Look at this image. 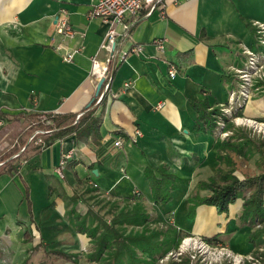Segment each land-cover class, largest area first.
I'll use <instances>...</instances> for the list:
<instances>
[{"label": "crops", "instance_id": "0c3cea01", "mask_svg": "<svg viewBox=\"0 0 264 264\" xmlns=\"http://www.w3.org/2000/svg\"><path fill=\"white\" fill-rule=\"evenodd\" d=\"M98 1L0 0V113L6 114L0 120V148L5 153L19 149L0 163V171L7 161L17 163L16 173H0V233L9 230L15 238L22 229L24 241L29 229L32 236L34 230L46 238L51 221L66 215L68 209L75 207L84 214L90 205L86 191L94 189L92 193L130 204L142 197L155 219L164 221L161 227L168 223L200 239L218 234L220 245L235 254L258 252L264 248V238L253 246L249 236L260 225L240 219L245 199L222 214L213 207L199 206L190 219L188 197L198 182L216 174L220 167L216 155L224 154L219 146L232 135L227 130L228 137L222 138L216 128L211 134L195 131L198 115L191 103L207 97L215 107L227 106L230 92L238 88L235 71L246 61L243 50H251L259 25L264 24V0H163L162 9L137 18L119 45L122 50L143 45L142 53L119 63L112 70L109 90L104 92L103 84L96 94L99 79L92 75V64L94 58L104 62L107 57L101 48L108 30L101 19L88 15ZM62 10L78 33L73 38L56 32V17L63 15ZM155 39L166 40L164 51L152 45ZM74 50L79 51L73 59L64 61L63 55ZM170 66L177 72L174 79L168 76ZM254 92L237 112L264 120V89L257 87ZM87 109L101 116L98 146L72 135L37 154L30 143L35 135L19 138L16 133L22 127L11 122L20 113L79 115ZM231 125L252 136L245 127ZM117 139L122 141L119 147L114 146ZM4 152L0 151V160ZM66 154L70 158L61 179L54 168ZM233 155L239 165L236 176L243 179L258 174L257 155L250 160ZM147 166L166 167L167 175L188 184L173 190L170 202L155 205L144 175ZM251 169L255 171L250 173ZM53 176L63 180L68 197L77 194L76 203L49 197ZM206 195L207 191H200L201 197ZM80 205L85 206L82 213ZM67 221L71 222L68 216ZM71 232L76 231L72 228Z\"/></svg>", "mask_w": 264, "mask_h": 264}, {"label": "trees", "instance_id": "16d2710c", "mask_svg": "<svg viewBox=\"0 0 264 264\" xmlns=\"http://www.w3.org/2000/svg\"><path fill=\"white\" fill-rule=\"evenodd\" d=\"M136 21L137 19L131 22L130 31ZM251 50L256 53L264 51V47L258 41V36H255ZM258 87L264 89V83H261ZM191 106L198 115L194 130L204 134L213 133L216 128V117L220 114L219 108L211 105L207 97L192 102ZM5 116L6 114L0 113V120H5ZM29 120L39 122L35 124L37 126L33 130L37 128L47 129L44 135L33 136L30 142L37 154L56 141L72 135L78 141L85 142L90 139L95 146L99 145L101 116L96 115L95 110L87 109L79 115L55 113L17 114L11 122L21 125L22 131L16 133L19 138L28 133L30 135V132L26 131ZM46 125L48 126L46 127ZM225 130H232V135L219 146V149L224 152V154L218 153L216 155L220 167L213 177L207 181L198 182L190 193L188 197L190 204L188 218H194L196 209L199 206H210L215 208L218 214L225 213L231 204L243 198L245 202L240 219L249 221L252 226L260 225V228H256L249 236L250 243L254 246L260 237L264 238V138L252 137L246 132L234 129L229 123ZM31 133L33 132L31 131ZM24 143L23 140L20 145L23 147ZM18 150V148H15L7 157ZM233 154L239 155L245 160H250L257 155L258 159L255 165L258 174L243 179L236 176L238 163ZM7 157H2L0 163L6 161ZM6 163L0 173L12 174L17 172V163L11 164V161ZM144 175L148 180L151 197L155 205L170 202L171 192L181 184H188V181L167 175L166 167L153 169L147 166ZM91 176L93 177V174ZM62 181L56 176L52 177L53 185L49 188V197L67 199V202L71 204L76 203L77 194L74 193L71 197H68L64 191ZM25 191L29 219L33 223L29 190L26 189ZM92 191L95 190L90 189L86 193ZM200 191H207L208 195L201 197ZM246 194H248L247 198H245ZM50 206H54V202ZM86 208L84 214H80L76 212L75 207H72L66 211V215L72 222L74 230L90 240L91 247L86 258L88 261L97 264H157L173 253L176 245L180 244V239L189 236L168 223L160 228H152L150 225L152 210L144 202L137 201L121 208L114 204L103 213L100 209H95L91 205H87ZM32 239V232L26 229L24 242L30 243ZM201 240L210 246H222L218 240V234L210 238L202 237ZM166 264L199 263L191 259L189 255L180 254L177 260L169 256Z\"/></svg>", "mask_w": 264, "mask_h": 264}, {"label": "built area", "instance_id": "2783aa9c", "mask_svg": "<svg viewBox=\"0 0 264 264\" xmlns=\"http://www.w3.org/2000/svg\"><path fill=\"white\" fill-rule=\"evenodd\" d=\"M163 0H99L96 4L92 6L88 15L91 18L101 19L107 26L108 30L105 34L102 48L107 57L104 62L98 61L96 58L93 59L92 64V75L98 79L104 78V92L108 91L110 88L111 74L112 70L121 62L125 61L126 58L135 53H142L143 45H132L127 50H122L119 48L121 40L128 38L130 34V24L132 21L139 18L142 14L148 16L152 14L157 9H162ZM63 15L61 17H56V32L57 34L73 38L76 34V31L73 30L70 23L67 20L66 11L62 10ZM83 36V34H81ZM258 41L262 47H264V24L259 25L258 29ZM159 51L165 50L166 40L165 39H155L152 41ZM79 50H74L63 55L64 61H71L73 59L74 53ZM243 53L246 56V61L244 66L241 69L236 70L240 85L235 91H231L229 94L228 106L223 110L224 115L229 116L234 124L248 127L252 133L257 135H264V121L256 122L249 118L240 117L236 115L237 111L243 108L246 100H249L251 97L250 88L253 87L252 82L257 79L264 78V54L256 53L248 48H244ZM103 69L102 73L96 72V69ZM177 72L173 66H170L168 69V76L170 79H174ZM262 77V78H261ZM128 85L125 84V86ZM257 88L254 89V91ZM253 91V90H252ZM163 104H159L158 108H161ZM220 127H223V124L219 123ZM136 135L139 136L140 133L136 132ZM222 135L227 137L228 132H223ZM122 145V141L117 139L114 142L115 147ZM22 149L21 151H23ZM70 158V154L64 155L59 164L54 168V172L61 179L64 178L63 169L66 165L67 160ZM93 187H97L96 184L90 182ZM192 239V238H190ZM205 245V242H203ZM210 246V245H208ZM206 247L207 253L211 256L217 254V250ZM222 247L221 255H225L227 263L229 264H262L261 253L264 252V249L260 248L256 253L249 254H235L230 250ZM212 249V251H211ZM180 254H175L178 257Z\"/></svg>", "mask_w": 264, "mask_h": 264}, {"label": "rangeland", "instance_id": "374dc122", "mask_svg": "<svg viewBox=\"0 0 264 264\" xmlns=\"http://www.w3.org/2000/svg\"><path fill=\"white\" fill-rule=\"evenodd\" d=\"M236 78L239 87L240 81L238 79L237 73H236ZM261 83H264V78L257 79L255 82L253 80L252 82L253 87L250 88L251 90L250 99L254 97L255 94L254 89L257 88ZM249 100H246V103ZM229 103L230 102H228V104ZM227 106L218 107L220 114L216 117L217 120L215 121L216 131L219 133V136L222 138H226L222 135V133L227 131L225 130L227 124L228 123L234 124L232 119H230L229 116L224 115L223 113V110H225ZM251 120L256 122L264 121V120H255V119H251ZM36 123L39 122L35 120H29L27 123L28 127L26 131L28 130L27 132H30V134H32L31 133L32 131L35 136L44 135L45 130H47L46 128H37L33 130L37 126L35 125ZM219 123L223 124V127H220ZM47 126L48 125H46V127ZM245 129H247V131L251 133L252 137L259 139L264 138V135H257V133L256 134L252 133V131L248 129V127H245ZM3 149L0 148V151L4 152ZM12 151L13 150L10 151L8 150L6 153L4 152L5 154L3 155V157H7ZM252 170L253 169L249 170V172L251 173ZM83 189L85 190V187L82 188V192ZM87 195L90 205L95 207V209L98 210L100 209L102 213L107 211L114 204H116L118 208L130 204V202L128 203L124 201H117L114 200L113 198H110V196L98 195L92 192L87 193ZM138 200L139 202H144V200H142V197H139ZM78 209H80L82 213L85 210V206L80 205L78 206ZM152 215L154 219L152 220L154 222L150 224L151 227L160 228L161 225L164 224V221L162 220L159 222L158 219L156 220L155 219L156 214L154 212ZM50 224L52 228L46 231V238L42 237L41 234L35 233L33 230V240L30 243H25L24 241H22L21 239V232H23L22 229L21 231H18L17 233L18 236L16 235L15 238L10 237L11 234L9 230H7L5 234L0 233V264H97L95 262L88 261V259L86 258V255L90 251V247H91L90 240L81 234H80L81 235V240H80L79 238L80 235L76 234V232L73 233L71 232L73 225H71L72 224L71 222L67 221V215H64L63 213V215H60V219L58 218L54 219L51 221ZM59 231L63 233L61 235L63 236L62 238L58 237V235H60ZM70 232L72 234H70ZM179 242L180 244L178 243L176 245L173 253L169 254V256H172V258H174L175 260H177L175 254H184V255H189L191 259H193L194 261H198L199 264H229L227 263L225 255L223 256L221 255L222 247L220 246L214 247V246L205 245L203 243L204 241H202L197 236H185L182 239H180ZM35 246L36 249L33 250ZM205 246H208L209 248L212 249L216 248L217 254L215 256L209 255L207 253ZM169 256L165 257V259L159 261L157 264H166V262L169 260ZM261 256H262L261 262L262 264H264V252L261 253Z\"/></svg>", "mask_w": 264, "mask_h": 264}, {"label": "water", "instance_id": "95a60500", "mask_svg": "<svg viewBox=\"0 0 264 264\" xmlns=\"http://www.w3.org/2000/svg\"><path fill=\"white\" fill-rule=\"evenodd\" d=\"M104 82H105L104 78L99 79V83H98V86H97V93L96 94H98V92L100 91V88L103 86ZM93 174H97L96 170L93 171Z\"/></svg>", "mask_w": 264, "mask_h": 264}, {"label": "bare ground", "instance_id": "6f19581e", "mask_svg": "<svg viewBox=\"0 0 264 264\" xmlns=\"http://www.w3.org/2000/svg\"><path fill=\"white\" fill-rule=\"evenodd\" d=\"M102 70H103V69H101V68H100V69H96V72H99V73L101 74V73H102ZM184 245H185V244H184ZM183 249H184V248H183Z\"/></svg>", "mask_w": 264, "mask_h": 264}]
</instances>
